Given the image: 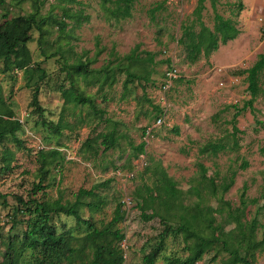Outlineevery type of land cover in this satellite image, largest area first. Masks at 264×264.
Returning <instances> with one entry per match:
<instances>
[{"label":"rangeland","instance_id":"obj_1","mask_svg":"<svg viewBox=\"0 0 264 264\" xmlns=\"http://www.w3.org/2000/svg\"><path fill=\"white\" fill-rule=\"evenodd\" d=\"M0 7V27L5 14L7 20L18 15H27L38 11L43 18H49L43 29V44L38 45L39 33L32 32L31 41L19 58L24 66L41 63L47 76L40 85L39 102L44 109L40 117L30 105L32 88L26 87L22 70L1 73L0 95L13 110L15 117L23 122L16 134L15 143L11 137L0 144V232H8L13 223V212L17 206L16 198L24 202L34 199L53 206L58 198L63 202L74 201L79 189L89 190L92 186L109 181L106 187L99 188V195L105 204L97 212L87 208L81 210L83 218H92L97 225L106 226L111 221L118 203L124 213L117 228L124 234L119 244L125 257L124 264H144L143 257L155 246L163 226L158 218L145 221L136 206L134 191L143 190L144 185L151 186V171L161 167L182 191L181 200L191 206L201 200L192 191L201 188L199 164L207 172V178H214L216 184L224 182L234 173L233 184L226 193L218 198L208 196L207 190H201L202 205L223 208L228 202L232 209L239 207L240 196L245 189L247 207L236 215V219L247 222L256 218V241L264 243V70L259 75V87L263 90L251 106L245 103L251 99L247 89L246 73L253 66L259 54L264 53V0H218L217 12L224 18H230L237 24L240 34L236 39L220 44L218 50L209 58L201 56L190 63L185 51L178 44L181 26L193 19L192 12L197 0H135L131 17L117 20L111 6L102 7L100 0H3ZM242 8L238 10V5ZM64 10L71 18L64 17ZM78 15L76 19L74 16ZM66 23L65 36L59 31L58 21ZM204 24L213 27V11L209 1L205 2L202 13ZM41 52L53 57L45 59ZM145 53L152 54L150 67L153 83L145 84L136 80L123 88L124 74H117L112 86L99 88V84L85 85L77 82L85 95L94 97L96 110L104 114L99 119L93 109L86 106L68 105L63 111V100L59 87L68 88L62 62L70 64L77 60L93 61L90 68L99 69L113 55L125 56ZM166 59L178 69L179 78L171 83L165 93L159 88ZM164 99H163V98ZM154 106L166 110L165 122L161 127L153 128L151 137L145 135V129L152 127L156 116ZM241 110L237 117L239 149L226 150L217 156L200 155L199 148L209 141L226 138L231 131L229 121L234 113ZM69 123L70 128L62 131L60 137H54L48 126L42 124L57 122L59 117ZM106 119L111 122L106 123ZM178 129V134L172 132ZM116 130L115 146L103 152L104 147L96 144L93 150L82 151L81 146L88 138L95 141L99 133ZM145 143V152L137 158L135 150ZM57 143L65 148L61 151L65 159L50 166L49 174L43 183L46 188L32 193L33 185L38 182L37 154L41 149L57 148ZM10 153L12 159L9 168H2V154ZM143 157V162L140 160ZM247 166L242 168L243 163ZM145 163V164H144ZM59 164V165H58ZM150 168L149 172H145ZM120 172L123 176L118 175ZM133 173V177L124 176ZM89 200V199H87ZM130 204L126 205L125 201ZM256 200L255 202H253ZM218 224L216 231L227 232L236 225L235 219L226 213H213ZM30 216L19 214L15 232L22 233ZM64 222L66 228L74 227V220L56 218ZM58 230H61L60 225ZM22 231V232H21ZM4 238V237H3ZM213 252L204 256L202 264H220L226 258L218 253L215 262H211ZM185 255L181 237L169 236L165 240V249L154 264H168L167 258ZM5 260L0 249V262ZM255 264H264V249L255 251Z\"/></svg>","mask_w":264,"mask_h":264},{"label":"trees","instance_id":"obj_2","mask_svg":"<svg viewBox=\"0 0 264 264\" xmlns=\"http://www.w3.org/2000/svg\"><path fill=\"white\" fill-rule=\"evenodd\" d=\"M209 1L213 11V27H207L202 20V13L205 10V2ZM135 0H100L102 7L111 6L114 9V17L117 20H124L131 17L132 7ZM4 1L0 0V7ZM218 0H197L196 6L192 12L193 19L189 24L181 26V36L178 44L185 51V58L188 62L194 63L201 56L209 58L216 52L220 44L225 45L227 42L237 38L240 30L237 24L230 18H224L217 12ZM242 5H238V10ZM64 17L71 18L67 10H64ZM3 17V25L0 27V66L1 73H11L15 70H22L26 79V87L32 88L30 105L34 112L40 117L44 116V109L39 102L40 85L45 80L47 73L41 67V63H34L31 66H24L23 62H19L20 53L32 39V32L36 30L39 33L38 45L43 44V36L45 30L44 25L49 18H43L38 11H34L27 15H18L10 19ZM76 19L78 15L74 16ZM59 31L65 36L66 23L64 20L57 22ZM45 59L53 57L41 52ZM154 56L145 53V57L136 54H128L125 56L113 55V59L108 61L99 69L90 68L93 62L89 59L86 61L77 60L70 64L64 61L61 70H67V66L72 71L65 72V81H68V88L63 85L59 87V92L63 100V111L68 105L74 107L86 106L93 109L101 120L103 112L96 110L94 105V97L85 95L79 89L77 82L81 80L85 85L93 86L99 84L100 90L103 86L114 84L117 74H124L125 80L123 88L126 90L127 85L136 80L143 81L146 85L153 83L151 80L150 68L153 64ZM171 61L166 59V67L162 74V81L159 88L163 84L165 70L171 67ZM264 70V53L259 54L256 62L252 67L246 69L247 89L251 99L245 103V106H251L256 97L263 92L259 87V75ZM178 79V78H177ZM176 79V80H177ZM175 81V80H174ZM156 111L155 119L161 117L164 110L160 106H154ZM241 110L234 113L229 121L231 131L226 138H219L217 141H209L199 148L200 155L217 156L223 151H237L239 149V134L237 128V117L241 114ZM110 123L109 119L105 120ZM42 124L49 127L54 137H60L62 131L69 129L70 125L64 122L63 117H59L57 122L47 123L42 119ZM23 127V122L15 117L13 110L8 106L0 95V144L11 137L15 143L16 134ZM145 132V131H144ZM172 132L178 134V129L173 128ZM116 130L108 133H99L92 139H86L81 149L82 151L93 150L97 153L96 144L101 140L100 145L104 147L103 152L112 149L116 142ZM57 148L50 150L40 149L37 154L38 163V182L33 185L32 193L42 191L46 188L43 185L51 165L61 163L65 159V154L61 149L65 148L62 144L57 143ZM134 156L137 158L145 152V143H140L134 148ZM264 154V146L260 148ZM2 167L9 168L12 161L10 153L6 150L3 154ZM59 165V164H58ZM247 163L244 162L242 168ZM201 190H207L208 196L218 198L220 201L222 195L228 191L233 184L234 173L227 179L216 184L214 178H207L206 168L199 164ZM150 168H146L145 172H149ZM153 183L151 186L144 185V189L134 191V199L136 206L140 210L141 217L145 221L158 218L163 226L162 233L158 236V240L143 257L144 264H154L165 249V240L169 236L181 237L184 243L185 255L175 258H167L168 264H202L203 258L210 252H213L211 262H215L218 253H225L226 258L220 261V264H255V251L263 250L264 243L256 241V229L258 222L256 218H252L246 224L236 219L237 213L247 207L248 200L245 198V189L240 196V205L232 209L228 202L224 203L223 208H212L209 205H202L203 197L198 187H193L192 191L201 200L191 206L182 203V191L176 188V183L167 176L164 169L156 166L151 171ZM109 181L102 182L91 189H79L74 196V201L63 202L58 198L53 206H47L44 202H37L34 199L24 202L22 198H16L17 206L13 212V223L5 236L0 232V249L4 251L5 260L0 264H124L125 258L123 250L119 244L124 239V234L117 225L123 220L124 213L121 209V203L116 205L114 215L106 226L97 225L92 218H83L81 210L87 208L91 212H97L105 204V200L97 192L99 188L106 187ZM0 197L1 194H0ZM89 199V200H87ZM254 200L253 202H255ZM226 213L227 216L235 219L236 225L233 229L225 232L223 229L218 233L216 231L218 224L213 213ZM19 214H28L30 217L26 223L25 229L20 234L15 232L18 221L16 216ZM69 218L74 220V227L66 228L64 222L56 218ZM60 225L61 230H58ZM1 229V228H0ZM4 237V238H3Z\"/></svg>","mask_w":264,"mask_h":264},{"label":"built area","instance_id":"obj_3","mask_svg":"<svg viewBox=\"0 0 264 264\" xmlns=\"http://www.w3.org/2000/svg\"><path fill=\"white\" fill-rule=\"evenodd\" d=\"M263 33H264V30H263ZM177 78H179V75H178V69H177V68L173 65V63H172V64H171V67L165 70L164 78H163V84H162V86H161V88H160L161 91H162L163 93H165L167 90H169L170 87L172 86L171 83L174 82V80H176ZM162 98H163V97H162ZM163 99H164V98H163ZM165 114H166V110H164V113H163V115H162L161 117H159L158 119H156V120L154 121V124L152 125V127H147V128L145 129V135H146L147 137H151V134H152V132L154 131L153 128H155V127H161V126L164 124V122H165L164 118H165V116H166ZM152 136H153V134H152ZM41 148H42V147H40V149H41ZM140 157H141L140 160L143 162V157H142V155H141ZM144 164H145V163H144ZM118 175L123 176L120 172H118ZM124 177H126V178H131V177H133V173H130V174L124 176ZM125 204H126V205H129V204H130V201H129V200H126V201H125ZM124 258H125V257H124Z\"/></svg>","mask_w":264,"mask_h":264}]
</instances>
